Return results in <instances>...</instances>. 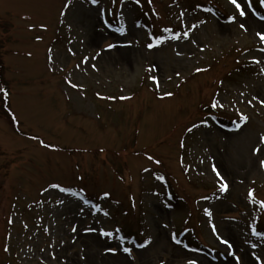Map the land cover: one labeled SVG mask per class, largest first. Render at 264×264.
Listing matches in <instances>:
<instances>
[{
  "label": "rangeland",
  "instance_id": "rangeland-1",
  "mask_svg": "<svg viewBox=\"0 0 264 264\" xmlns=\"http://www.w3.org/2000/svg\"><path fill=\"white\" fill-rule=\"evenodd\" d=\"M66 3L0 0L1 82L19 128L0 96V264H186L187 258L234 264L212 224L244 264H254L252 251L264 258V236L252 234V226L264 233L258 203L264 200L258 166L264 146L252 152L264 134V106L246 102L264 97V52L254 35L264 22L249 15L243 19L249 31L242 32L228 21L234 13L228 0ZM253 4L264 15L259 0ZM193 24L198 27L188 39L172 38ZM161 36V45L147 48ZM109 43L116 47L108 49ZM85 56L96 58L83 64ZM153 64L157 72L148 71ZM150 75L159 77V90ZM68 79L83 87L72 88ZM163 92L173 95L161 99ZM217 94L223 109L210 108ZM237 109L250 117L239 130ZM213 110L222 120L208 113ZM193 124L199 127L188 132ZM213 166L228 180V192H218ZM50 184L83 194L100 211L90 213L80 195ZM89 226L121 231L101 237L85 232ZM172 234L184 240L177 244ZM196 237L216 251L191 249L186 240L199 246ZM149 238L150 245L136 247ZM107 247L132 253L112 254Z\"/></svg>",
  "mask_w": 264,
  "mask_h": 264
},
{
  "label": "snow or ice",
  "instance_id": "snow-or-ice-1",
  "mask_svg": "<svg viewBox=\"0 0 264 264\" xmlns=\"http://www.w3.org/2000/svg\"><path fill=\"white\" fill-rule=\"evenodd\" d=\"M149 2H151V0H149ZM228 2L234 8V13L228 16V21L230 23H238L239 29L242 32L249 31L248 26L243 22V19L246 18L249 15H251L253 17H256L261 22H264V15H259L258 14V12L256 11V8L254 7L253 0H228ZM91 3L96 4L97 0H91ZM136 3L139 4L140 0H136ZM70 5H71V0H67V3L65 4V7L68 8V7H70ZM259 5H260V7H264V0H259ZM181 15L183 16V13ZM201 23H204V21H201ZM40 27L44 28L45 25H41ZM197 27H198V25L193 24L188 31H184L182 33H180V32L174 33V36L172 38L173 39H180L182 37L184 39H188L191 30L194 29V28H197ZM119 31L123 32L124 29L121 28V29H119ZM163 31L164 32H171L173 30L171 28H167L166 27V28L163 29ZM254 35L258 39L259 44L261 45V47L258 50L260 52H264V27H261V28L255 30ZM37 39H40V37H37ZM163 42H164V40H163L162 36L161 37H156L154 42H150V43L147 44V48L152 49L154 47H158ZM193 43H195V41H193ZM106 47L108 49H113V48L116 47V45L112 44V43H109V44H107ZM201 50H203V49H201ZM49 51H51V49ZM176 55L180 56V55H182V53L179 50H177L176 51ZM96 56H99V53H97ZM95 58L96 57L85 56L83 58V60H82V63L83 64H87L89 59H95ZM52 59H53V57L49 56V60H52ZM253 62L257 63V64L261 63V61L259 59H256L255 57H253ZM79 67H80V65H77V68H79ZM92 67L95 68V65L93 64ZM148 71L149 72H157L158 68H157L156 65L153 64V65L149 66ZM202 71H207V69H203V68H196L195 69V72H197V73L202 72ZM261 71L264 72V69H261ZM176 75L179 76L180 73L177 72ZM148 78L155 83V86H156L157 90H159L160 89L159 77L157 75H150ZM169 79H170V77H169ZM67 82L72 88H82L83 87L82 85H78L76 83H73L71 79H68ZM0 93L4 94L5 96L7 95V92L4 89H0ZM172 95H173L172 92H163L161 94L160 98L163 99L165 97H171ZM239 95L240 96H246V93L245 92H240ZM108 99H115V98L114 97H108ZM120 99H130V97H121ZM246 102H247L248 105H252L254 102H257L261 106H264V97H261L258 94L257 95H253L251 97V99H248ZM224 107H225V103H223L221 101V99L219 98V94L215 95L212 98V100H211V108H213V109H217V108L223 109ZM237 111L239 112V117H238V120L236 122H234V123H235V126H236V130H239L243 125H245L248 122L250 117L246 113H244L243 111H241L239 109H237ZM13 119H15V117H13ZM207 123H208L207 120L201 121V124L207 125ZM197 127H199V125L193 124L191 128L187 129V131L191 132L194 128H197ZM33 139H36V138L33 137ZM39 143L42 146L46 147V148H54L55 147V145L46 144L43 140H40ZM262 146H264V134H260L258 136V145L253 147L252 152L254 154H259L261 152V150H262ZM181 147H183V144H181ZM147 158L149 160H153L154 159V157L151 156V155H149ZM155 163L159 164V163H161V161L157 159V160H155ZM258 166H259V168L264 169V159H259ZM144 171L147 172L148 169H144ZM212 172L215 174V177L217 179V190H218V192L219 193L228 192V190H229V182L226 179V177L221 173V171L216 166L212 167ZM161 179H163V178L161 177ZM49 187L52 188V189H57L60 192H63V193H66V194H70V195H73V196L76 195V193L73 192L71 188L62 187L60 184H50ZM81 192H83L82 189H81ZM103 196L104 197H108V196H110V193L109 192H104ZM248 198H249L250 201L256 202V197L254 195V190L253 189H249ZM81 199L83 200V203L85 205H90V208L88 209V211L90 213L91 212H99L100 211V205L93 204V203H91L90 200L84 199L82 196H81ZM201 199H208V197H206V196L205 197H201ZM56 203L57 204H64L65 201L64 200H57ZM258 203L260 204V206L262 208H264V200L258 201ZM204 211H205V215H207V216H211L212 215L211 211H209L208 209H205ZM84 212H85V209L83 207H81L80 208V213L83 214ZM108 215H109V213H107V212L104 213V216H108ZM25 227H27V225H25ZM165 227H167V225H165ZM77 228H78V226L74 225L72 227L71 231L73 233H76L77 232ZM44 231L48 232L49 229L45 228ZM84 231L85 232H89V233H98V235L101 236V237L113 238L114 237V232L115 233H119L121 230L119 228H115L114 232H113V231H108V230H106L103 227L96 228V227L89 226V227L85 228ZM212 232L215 235L216 239L219 241V243L226 246L227 254L233 258L234 264H244L243 259H242L243 254H239V255L236 254V252L234 251L233 243L227 237L223 236L218 231V229L216 228L215 224H212ZM252 234L255 235V236H264V233L257 231L255 226H252ZM116 238L119 240L120 244L124 243L125 237L118 236ZM172 239L177 244L180 243V241L176 239L175 234H173ZM61 243H63V241H61ZM150 243H151V239L150 238L149 239H145L143 241V243L137 244L136 247L145 248L148 245H150ZM50 247H51V245H50ZM185 247H187V245H185ZM250 247L252 249H256L258 247V245L256 243H252L250 245ZM41 251H43V249ZM105 251L108 252V253H112V254H115L117 251H123L124 253H127V254L131 255L132 248L123 247L121 249L119 247H107L105 249ZM250 255H251V257H252V259L254 261V264H264V258H262L260 255H258L255 251H252L250 253ZM52 259L53 260L56 259L55 255L52 256ZM57 264H59V261H57ZM161 264H164V262L162 261ZM186 264H197V260L195 258H187L186 259Z\"/></svg>",
  "mask_w": 264,
  "mask_h": 264
},
{
  "label": "trees",
  "instance_id": "trees-1",
  "mask_svg": "<svg viewBox=\"0 0 264 264\" xmlns=\"http://www.w3.org/2000/svg\"><path fill=\"white\" fill-rule=\"evenodd\" d=\"M1 47V46H0ZM1 52H0V89H2V87H1V85H4V83L3 82H1V80H2V77H1Z\"/></svg>",
  "mask_w": 264,
  "mask_h": 264
}]
</instances>
